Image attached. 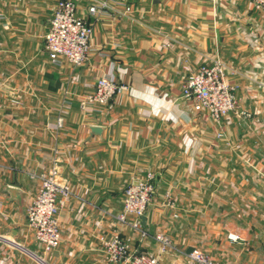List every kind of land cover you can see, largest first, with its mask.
<instances>
[{"label": "crops", "instance_id": "0c3cea01", "mask_svg": "<svg viewBox=\"0 0 264 264\" xmlns=\"http://www.w3.org/2000/svg\"><path fill=\"white\" fill-rule=\"evenodd\" d=\"M74 1L91 19L94 1ZM106 1L88 59L59 65L45 46L58 0H0V264H108L101 238L114 232L163 264H196L186 256L194 248L221 264H264V9ZM216 58L238 98L220 122L182 96L189 70ZM111 68L128 88L82 105ZM52 171L72 193L59 212L61 242L46 251L27 209ZM148 172L156 191L142 238L117 215L125 187ZM157 233L172 241L164 251Z\"/></svg>", "mask_w": 264, "mask_h": 264}, {"label": "built area", "instance_id": "2783aa9c", "mask_svg": "<svg viewBox=\"0 0 264 264\" xmlns=\"http://www.w3.org/2000/svg\"><path fill=\"white\" fill-rule=\"evenodd\" d=\"M88 6L92 16L85 18L78 14L74 0H58L45 35V46L51 60L61 64L65 59L74 65H82L92 49L91 36L94 21L110 11L106 0H93ZM258 9H264V0H250ZM130 7L127 6L126 10ZM128 86L115 77L111 68L97 78L94 91L82 103L104 105ZM182 96L190 101L197 111H206L214 121L220 122L238 107L236 87L227 79L225 63L216 58L203 63L197 70H189L183 85ZM248 116L246 111H239ZM156 191V175L148 172L144 177L131 181L124 189V201L117 218L122 224L138 230L141 237L149 232L141 216L146 213ZM71 187L59 181L55 171L40 176V190L27 209L29 226L34 230L35 241L44 250L51 251L59 246L62 238L59 212L71 195ZM168 205H173L169 193ZM154 238L161 243L162 250L170 245L169 238L157 233ZM108 257V264H163L159 256L140 248H133L131 239L119 232L101 238ZM188 260L196 264H220L207 252L194 248L187 253Z\"/></svg>", "mask_w": 264, "mask_h": 264}, {"label": "water", "instance_id": "95a60500", "mask_svg": "<svg viewBox=\"0 0 264 264\" xmlns=\"http://www.w3.org/2000/svg\"><path fill=\"white\" fill-rule=\"evenodd\" d=\"M90 129H91V132H90L91 134H101V132H102V127L97 126V125L90 126ZM141 219H142V222L144 224L145 220H146L145 214L141 216Z\"/></svg>", "mask_w": 264, "mask_h": 264}, {"label": "rangeland", "instance_id": "374dc122", "mask_svg": "<svg viewBox=\"0 0 264 264\" xmlns=\"http://www.w3.org/2000/svg\"><path fill=\"white\" fill-rule=\"evenodd\" d=\"M6 230H7V229H6ZM146 230H147V229H146ZM166 236H167V235H166ZM167 237H168V236H167ZM168 238H169V237H168ZM169 240H170V243H171V245H172V241H171L170 238H169ZM3 243H4V242L0 240V245H3ZM171 245H170V246H171ZM170 246H169V247H170ZM188 252H189V251H188ZM188 252H187V253H188ZM187 253H186V256H187ZM187 260H188V257H187ZM188 262H190V261L188 260ZM190 263H193V262H190ZM218 263H219V262H218ZM220 264H221V263H220Z\"/></svg>", "mask_w": 264, "mask_h": 264}]
</instances>
